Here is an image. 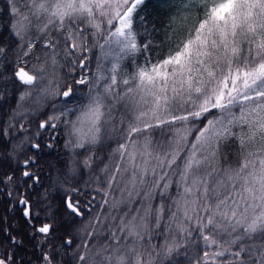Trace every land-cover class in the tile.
Masks as SVG:
<instances>
[{"label":"snow or ice","instance_id":"snow-or-ice-1","mask_svg":"<svg viewBox=\"0 0 264 264\" xmlns=\"http://www.w3.org/2000/svg\"><path fill=\"white\" fill-rule=\"evenodd\" d=\"M157 3L168 6L165 16L169 30L193 4L204 16L173 53L155 63L146 60L128 79L118 81L119 63L112 65L104 94L110 95L118 82L122 83L127 88L120 99L131 97L144 110L139 111L126 129H121L125 142L115 150L121 162L112 169L107 165L102 169L105 187L97 189L104 196L100 207L104 210L110 207L122 214L98 213L81 226L82 234L88 239L78 248H89L91 241L99 237L96 228L100 224L107 228L104 239L108 243L96 245L91 254L80 252L75 257L77 264H154L153 250L148 244L150 231L160 229L166 215L165 226L169 231L174 228L190 235L185 225L195 222L201 239L218 249L204 251L197 264L223 256L225 251H231V245L236 246L232 255L239 264H264V0H157ZM8 5L14 20L10 22L12 35L21 56L29 57L40 41L43 48L52 50L51 54L44 53L46 58L39 67L32 65L31 71H26L29 66L25 63L17 68L14 75L24 84L38 85L45 80L47 66L57 63L55 49L61 43L68 57L77 50L86 53L89 36L85 33L94 36L108 28V35L122 45V51L135 53L151 48L143 38L138 41L135 32V21L146 6L145 0H8ZM33 30L39 34L37 40L28 38ZM0 57L6 58L3 47ZM77 63L85 66L86 56ZM104 79L100 75L97 82ZM87 83V76L73 81L79 85ZM64 89L56 94L70 101L76 90L68 84ZM235 105H239L238 116L232 111ZM215 110L220 114L214 115ZM69 111L66 108L58 116H49L39 127L55 129L56 124L51 122L61 120ZM106 112L107 116L111 115L103 96H90L87 103L76 108L75 120L62 121L69 128V135L77 138V147L98 141ZM149 119L152 123L147 122ZM176 125L180 126L174 128L173 138L163 146L166 150L162 154L134 150L135 135L153 127L171 129ZM193 135L194 139L189 141ZM230 140L235 144L230 145ZM232 147L238 148L236 166L221 169L211 164L208 170L206 165L210 161L205 153L211 150V157L216 159L222 149ZM181 153H186L184 165L175 185L177 195L172 197L169 195L173 188L171 176ZM228 154L224 153L225 159ZM146 155L148 158H144ZM23 163L29 166L33 161ZM84 163L87 165L89 161ZM23 175L32 177L29 171ZM151 189L158 190L162 201L170 202L153 207ZM79 191L78 188L66 190L62 198L64 208L73 218H82L83 212L79 201L68 192ZM112 191L119 192L121 199L110 201ZM134 195L142 197L135 201L140 207H129ZM19 203L25 205L23 215L31 217L29 201L21 199ZM201 212L207 215L202 217ZM33 227L45 235L54 230L51 223L41 222V226ZM221 233L231 239H217ZM129 238L130 243H121ZM66 243L71 244L72 240ZM225 244L229 247H224ZM163 247L169 252L173 250L167 242ZM44 259L51 264L53 258L45 254ZM0 264L6 261L0 260Z\"/></svg>","mask_w":264,"mask_h":264},{"label":"trees","instance_id":"trees-1","mask_svg":"<svg viewBox=\"0 0 264 264\" xmlns=\"http://www.w3.org/2000/svg\"><path fill=\"white\" fill-rule=\"evenodd\" d=\"M145 4L146 6L139 12V18L135 21V32L137 33V40L143 38L145 43L151 44V48L135 53L121 51L118 54L115 53L117 55L111 54V57L117 56L115 63H119V73H121L119 80L128 79L136 67L143 65L146 60L155 63L173 53L193 31L199 19L204 16V12L198 10L193 4L189 11L181 13V19L177 20L175 26L169 30L165 16V13L168 12V6L158 4L157 0H145ZM8 7V0H0V47L6 49V58L0 57V260H5L6 264H49V261L44 259V255L47 254L53 258L51 264H77L76 255L82 251L89 252L87 249L78 248V245H81L88 238L82 233L74 234L69 231L73 226L82 225V222H85L87 218L95 217L98 213L104 214L106 212L105 215H108L107 211L111 209L110 207L107 210L100 208L102 202L99 199L104 198V196L101 192H97L96 188L105 187L102 183L105 174L104 172L99 173L98 170L104 169L106 165L112 169L116 163L121 162L118 153L115 152L118 144L125 142L122 138L121 129H126L127 125L134 119L131 117L122 118L120 130L119 126L116 125L118 121H113L114 124L111 127L114 125V128L105 129L103 131L105 133L96 144L77 151L69 152L64 149V138L60 130L53 137L48 138L47 130L51 128L41 129L39 127L41 120L49 117L54 103L56 109L65 102H69L67 98L64 99L62 96H53V100H51L49 95L51 87L62 91L64 85H72L76 91L71 100L77 97L78 102L83 101L84 95L88 94L86 92L87 84H73V81L77 80L79 73H81L79 68H83L77 63L79 53L77 50L71 57H68L64 45L61 43L55 49L57 63L47 66L45 80L38 85L22 83L14 75L17 68L24 66L25 63L29 66L27 68L30 71L32 65L39 67L46 58L44 53L51 54L52 50L43 48V42L40 41L29 57H22L21 49L16 44V37L12 35L10 22H14V20L9 14ZM173 18L175 19L174 14ZM33 24L35 25L36 21H33ZM101 33L94 36L85 33L86 36H89L87 42L89 48L87 52L88 65H90V60L95 59L96 54V60L98 59L101 50H103L101 45L105 44L102 40L105 39L104 41H106L109 37L108 28L103 29ZM38 35L33 30L28 33V38L37 40ZM55 38L60 39L58 34H55ZM220 51L222 53L223 49ZM85 54L81 52V57ZM38 56L40 57L39 61L37 60ZM48 81H51V84ZM131 86L133 87L134 84ZM126 88L127 86H122L118 82L115 89L117 93H120L126 91ZM43 89L48 91L40 97ZM28 90L31 91V94H24ZM39 102L42 103L40 109L37 106ZM115 110L118 113L120 111L118 107ZM232 111L238 116L239 105H235ZM219 114V110H215L214 115ZM211 118L212 116H209V119ZM125 124L127 125L125 126ZM179 126L176 125L171 129L169 126L153 127L146 130L148 134L143 132L135 135L136 146L134 150L153 152V155L162 154L166 150L163 146L173 138L171 133L175 127ZM197 126L202 127L203 125L198 124ZM235 130L239 131L238 128ZM193 139L194 135L189 136V141ZM49 141L51 144H48ZM34 142L39 144L37 150L32 147ZM228 143L234 145L235 141L230 140ZM237 151V147H232L230 150L224 148L216 159L211 157L209 161L214 162L208 165L215 164L221 169L228 165L236 166L238 161L235 153ZM210 152L211 150H209ZM225 152L229 153L227 159L224 156ZM185 155L186 153H181V159H178L174 166L175 174L171 176L173 188L169 191V195L172 197L177 195L175 185L179 182L178 173L183 169V157ZM140 159L138 156L137 162H140ZM25 160H35L29 166L35 171L31 178L23 175L25 169L23 162ZM85 160H88L89 164L86 165ZM69 163L73 165L72 175L66 174ZM34 175L38 176L37 181H35ZM56 175L59 176L58 181L63 182L65 188L51 191V184ZM9 177H11L10 180ZM88 178L89 180L86 181ZM149 187L151 188L150 181ZM71 188L80 189L79 193L68 192V194L73 198L80 199L83 206H85V198L94 197L92 209L88 212L85 211L82 218H73L63 206L62 198L66 190ZM151 190L154 197L151 201L153 207L159 203L167 204L170 202L167 199L162 201L158 190ZM139 191L143 190L139 189ZM110 194L113 195L114 200L119 197V192L112 191ZM23 196L32 205L34 212L31 218L32 222L23 215V209L19 206V200ZM140 199L142 197H137L136 200ZM136 200L133 197V202L129 204V207H140L139 203H135ZM121 208L124 206L121 205ZM52 210L55 211L56 217L47 216V211L52 212ZM110 212L112 215L122 214L120 211H112V209ZM206 215V213H200L202 217ZM64 217H67L68 220L63 219ZM41 222H50L54 230L48 235L36 232L33 226L38 227ZM167 223L168 217L166 215L162 227L150 231L151 238L148 240V244L151 246L150 250H153L154 264H197L204 251L214 252L218 250L214 245L209 247L201 239V233L197 231L195 222L185 225L190 229V235L177 232L174 228L169 231L165 226ZM204 234H208L207 231ZM106 235L107 228L104 227L100 231L99 237L91 241L88 249L95 250L96 245L108 243V240L104 239ZM221 237L224 241L231 239L226 233H221L217 239ZM69 239L72 240L71 244L66 243ZM166 242L173 247L171 252L163 247ZM256 242L259 243V240L257 239ZM224 247H229V245L225 244ZM235 250L236 246L231 245V251H225L223 256L210 258L205 264H239L237 258L232 255ZM89 253L91 254V252Z\"/></svg>","mask_w":264,"mask_h":264},{"label":"rangeland","instance_id":"rangeland-1","mask_svg":"<svg viewBox=\"0 0 264 264\" xmlns=\"http://www.w3.org/2000/svg\"><path fill=\"white\" fill-rule=\"evenodd\" d=\"M100 34H102V33L100 32ZM104 40H102V42H105V44L103 43L101 45L102 48H103V50H101V53L99 54L98 59L96 60V58H97V54H96L95 59L94 60H90L89 61L90 62V65H88V63H87V52L89 51V48H88V51L85 54V56H86L85 66H82L83 68H79L80 69L79 72H81V73H79V75L77 77V80L80 79L82 76H87L88 77V80H89V83H87L88 88L86 90V92H88V94L86 93L84 95V100L81 101V102H78L76 100L77 97H75L73 100H70L69 102L68 101L65 102L60 108H56V109L54 107L55 106V103H54V106H53L52 110H50L49 116H58L60 114V112L64 111L66 108L70 110L66 116L61 117V120H53L51 122V123L56 124L55 129H53L52 127H50L51 129L47 130L48 135L50 137H53V135L56 134L58 132V130H60V132H62L61 134L63 135L62 137L64 138V149L65 150H68L69 152L70 151H75V150L77 151V150L82 149V148H85V147H87L89 145L96 144L99 141V139L102 137V135L105 133L103 131L105 129H107L108 127H111L112 124H114L113 121H118L116 125L119 126L118 128L120 130V128H122V124H121L122 118H126V117L127 118H130L131 117V119H134L135 120V117L138 115L139 111L144 110L143 108L138 107L137 105H135V103H134V101L132 100L131 97L126 98L125 100H121L120 99V96H122L125 91H122L120 93H117L116 92L117 90L115 89L114 90L115 92L111 93L110 95H105L104 94V88L106 87V84L107 83H110V81L107 80V77L110 75V70L112 68V65L113 64H116L115 63V60H116L115 57H117V56L111 57V54H115V53L118 54L119 52L122 51V45L119 44L116 41L115 38H112V37L109 36L106 39V41H104ZM77 52L79 53V55L77 56V60H79L81 58V52L80 51H77ZM117 54H115V55H117ZM120 74L121 73H119V75H118V80L120 79ZM100 75H103L105 77V79L104 80H100L99 82H97V77L100 76ZM120 85L125 86L122 83H120ZM133 87H135V85ZM54 88L55 87H53V88L51 87V89H50L51 92L49 93V95L51 97L50 98L51 100H53V96H60V95H57L56 94V92H58L60 90H55ZM62 91H63V89H62ZM24 94H31V91L28 90ZM45 94H46V92L42 91V94L40 95V97L43 96V95H45ZM96 95L103 96V98L105 100V103L107 104L108 109H111V115L110 116H107V112H106V119L104 121H102V123H101V131L99 133V139H98V141L96 143H88V142H85L83 147H77L76 146V144H77V138L74 137V136H70L69 135V131L70 130L66 126V124L63 123L62 121H72V120H75L76 116H75L74 113H75L76 108L80 104H82V103H87L88 98L90 96H96ZM133 95H135L137 98H139V94L138 93H134ZM63 98L65 99V97H63ZM40 105H42V103L39 102V104L37 105L39 109H40ZM117 107L120 109L119 113H118L117 110H115V109H117ZM44 120H46V119H44ZM147 122L152 123V121L150 119ZM126 125L127 124H125V126ZM112 128H114V125L110 129H112ZM148 130H150V129H148ZM144 134H148V133L145 131ZM49 142L51 144V141H49ZM160 149H161V147H160ZM146 153H153V152H146ZM210 153L209 152L208 153H205V155H208L209 156V160L211 159V154ZM145 157H147V156H145ZM70 158L73 159L72 157H70ZM213 162L214 161H210V163H213ZM67 167H69V168H67L68 171L66 172V174L67 175H69V174L72 175V172L74 170L73 169V165L71 163H69V165ZM206 167L208 168V170L211 169V166H209V165H206ZM98 171H99V173H102V169H99ZM58 177L59 176L56 175V177L52 181L51 189H50L51 191H55L56 189H59V188L62 189L64 187L63 186V182H59L58 181ZM88 180H89V178L86 181H88ZM98 188L99 187H97L96 190ZM45 196H46V194H45ZM45 196L43 195L42 197L44 198ZM102 196H103V194H102ZM87 198H90V197H87ZM109 199H110V201H113L114 200V197H113L112 194H110ZM118 199H121V194L120 193H119V197L118 198L116 197V200H118ZM136 199H137V197L134 195V200H136ZM20 200H21V198H20ZM103 200H104V198H100L99 199V201H101V202ZM24 207H25V205H23L22 208H24ZM91 209H92V205H91V208L89 210H91ZM89 210L87 209L85 211L88 212ZM110 211H111V209H108L107 212L109 213ZM47 212H48L47 213V216H54V217H56L54 210H52V212H50V211H47ZM105 213H104V215H105ZM32 214L34 215L33 210H32ZM114 215H116V214H114ZM83 216H84V213H83ZM30 218H32V216ZM92 218L93 217L87 218V220L85 222H82V225L84 223H86L87 221L91 220ZM63 219L68 220L67 217L66 218L64 217ZM82 225L80 224V225L73 226L70 229L69 232H72L74 234L82 233V229H81V226ZM103 228H104V225L103 224L97 225L96 231L99 232V235H100V231L103 230ZM130 241H131V238H129L125 242L124 241H121V243L122 244L130 243ZM87 250L89 252L94 251V250H90V249H87Z\"/></svg>","mask_w":264,"mask_h":264},{"label":"flooded vegetation","instance_id":"flooded-vegetation-1","mask_svg":"<svg viewBox=\"0 0 264 264\" xmlns=\"http://www.w3.org/2000/svg\"><path fill=\"white\" fill-rule=\"evenodd\" d=\"M47 137L48 138H50V136L49 135H47ZM48 144H50V142H48ZM34 145V144H33ZM33 145H32V147H33ZM34 148V147H33ZM35 150H37L38 148H34ZM28 169H30V170H33V169H31V168H29L28 167ZM35 172V171H34ZM93 198L94 197H90V198H85V206H83L82 205V202H81V200L80 199H78V198H74V199H77L78 201H79V203H80V207H81V211L84 213V211L85 210H89L90 208H91V205H93L94 203H93Z\"/></svg>","mask_w":264,"mask_h":264},{"label":"water","instance_id":"water-1","mask_svg":"<svg viewBox=\"0 0 264 264\" xmlns=\"http://www.w3.org/2000/svg\"><path fill=\"white\" fill-rule=\"evenodd\" d=\"M20 67H23V66H20ZM26 71H29L27 68L25 69ZM43 121H45V120H43ZM43 121H41V122H43ZM37 143H35L34 145H36ZM35 148V147H34ZM23 165H24V163H23ZM25 166V165H24ZM25 171H29L30 173H32L33 171H31V170H25ZM35 180H37V176H35ZM22 199H25V197H23ZM20 206H22L23 207V204H20ZM27 219H29L30 220V217H27ZM41 226V225H40Z\"/></svg>","mask_w":264,"mask_h":264}]
</instances>
